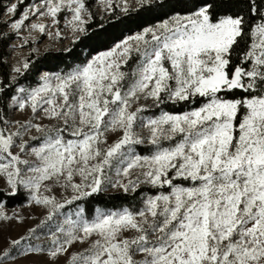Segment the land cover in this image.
<instances>
[{"label": "snow or ice", "instance_id": "obj_1", "mask_svg": "<svg viewBox=\"0 0 264 264\" xmlns=\"http://www.w3.org/2000/svg\"><path fill=\"white\" fill-rule=\"evenodd\" d=\"M100 5L0 0V264H264V0Z\"/></svg>", "mask_w": 264, "mask_h": 264}, {"label": "trees", "instance_id": "obj_2", "mask_svg": "<svg viewBox=\"0 0 264 264\" xmlns=\"http://www.w3.org/2000/svg\"><path fill=\"white\" fill-rule=\"evenodd\" d=\"M131 16H135V10L130 14ZM100 17L97 15V20H99ZM103 23L105 25L104 32L102 33V42L97 41L95 37H93L90 40L85 41L84 43L88 45V48L85 49V51H91L92 48H97L98 50H102L104 46H110L111 43L116 38H122L123 34H128L127 29L133 28L132 22L124 17L122 14L120 15L119 20H112L109 19V17L104 18ZM94 31H98L97 29H93ZM84 46L81 45L79 42L73 46L74 52H81V49ZM83 56V53L81 52V58ZM73 61V57L70 56L67 53H63L61 51H50L46 52L43 55L39 57L37 60L35 67L33 68L32 73L28 74L27 79L33 80L36 76V69L39 70H48V71H56L65 68ZM7 69L0 67V74H3ZM138 150L143 152L145 149L143 146H139ZM105 201L108 206H111L112 204H119L121 200L115 199V198H105ZM127 202V201H125ZM19 205V201H9L8 208H13L15 206ZM104 206V205H101Z\"/></svg>", "mask_w": 264, "mask_h": 264}, {"label": "rangeland", "instance_id": "obj_3", "mask_svg": "<svg viewBox=\"0 0 264 264\" xmlns=\"http://www.w3.org/2000/svg\"><path fill=\"white\" fill-rule=\"evenodd\" d=\"M89 2L93 6V11L97 12V15L99 17H101V15H104V18L108 17L106 14L103 13V9L100 5V0H89ZM64 44H68V41H64ZM40 47H41V53H40V56H41L46 52L60 51V48L62 47V45H60L58 43L56 45V47L48 49V50H44L43 45H40ZM24 53L27 54V48L24 49ZM40 71L43 72V71H48V70L42 69ZM13 208H15L16 211L20 212L21 214H23L25 216L38 215L39 211H40L38 208H28L26 206L20 207L19 205L15 206ZM13 208H8L10 213H11ZM34 223H35L34 220H27L25 225H18V224H16V222H12L10 225H6L3 222H0V236L6 235L8 233H11L12 235H16L17 233L22 232L24 227L31 225V224H34Z\"/></svg>", "mask_w": 264, "mask_h": 264}]
</instances>
